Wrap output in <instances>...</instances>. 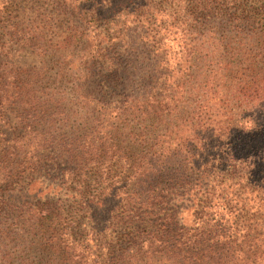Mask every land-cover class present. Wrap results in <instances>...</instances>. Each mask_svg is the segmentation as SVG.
<instances>
[{
  "label": "trees",
  "instance_id": "trees-1",
  "mask_svg": "<svg viewBox=\"0 0 264 264\" xmlns=\"http://www.w3.org/2000/svg\"><path fill=\"white\" fill-rule=\"evenodd\" d=\"M0 264H264V0H0Z\"/></svg>",
  "mask_w": 264,
  "mask_h": 264
},
{
  "label": "rangeland",
  "instance_id": "rangeland-1",
  "mask_svg": "<svg viewBox=\"0 0 264 264\" xmlns=\"http://www.w3.org/2000/svg\"><path fill=\"white\" fill-rule=\"evenodd\" d=\"M25 5L28 9L32 10L33 4L28 1H24ZM20 15V14H18ZM29 17L35 16V14H28ZM68 23L63 24V29H66ZM72 54V56L70 55ZM82 55V51L79 48H70L66 51L63 56L59 59L60 61H52L49 56L42 57L36 53H34L30 48L18 50L14 49L13 52L9 56H4L3 61L7 63V65H19L24 68L32 69V72H38L39 69L44 67V77L34 85L36 92L33 94H37L41 97L45 96L44 91L48 92L55 98L64 97V103L67 104L64 112L65 114L70 115L68 122L72 125L71 128H77L78 124L83 120V116L85 114V109L82 107V104L77 105V98L86 96L90 92V96L94 98H99L100 92L98 91L99 87L102 86L99 83L101 82L100 78L97 79V76H93L90 78V82H83L79 80V76L81 73L71 72L70 67L73 66L74 71L76 72L78 68H80V57ZM67 56V57H65ZM59 58V57H58ZM71 65H66L63 63V60L71 61ZM57 59V58H56ZM99 81V82H98ZM86 84L88 88L86 89V85H83L82 94L77 95L75 89L77 88V84ZM99 84V85H97ZM84 89V91H83ZM82 95V96H81ZM89 96V95H88ZM96 102V101H94ZM94 104H92L93 106ZM56 118L64 117V115L55 114ZM14 117H10V122L13 124ZM46 124V122H45ZM63 125V124H62ZM42 127V124L40 125ZM7 128V127H6ZM10 132V127L7 129ZM10 138V135H8ZM46 153V152H44ZM47 154V153H46ZM110 234V233H108ZM113 236L109 235L108 237ZM20 240L14 241L12 243H8V248L14 252L15 255H19L21 250L19 248ZM22 257H25L24 252L22 253Z\"/></svg>",
  "mask_w": 264,
  "mask_h": 264
},
{
  "label": "clouds",
  "instance_id": "clouds-1",
  "mask_svg": "<svg viewBox=\"0 0 264 264\" xmlns=\"http://www.w3.org/2000/svg\"><path fill=\"white\" fill-rule=\"evenodd\" d=\"M184 215L186 216V217H188L189 216V213H184ZM185 222H190V219L189 220H186Z\"/></svg>",
  "mask_w": 264,
  "mask_h": 264
}]
</instances>
